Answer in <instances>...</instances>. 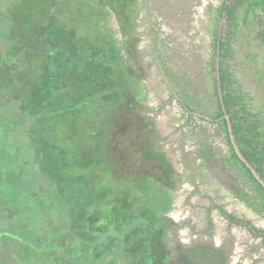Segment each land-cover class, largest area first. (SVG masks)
<instances>
[{"label":"trees","instance_id":"obj_1","mask_svg":"<svg viewBox=\"0 0 264 264\" xmlns=\"http://www.w3.org/2000/svg\"><path fill=\"white\" fill-rule=\"evenodd\" d=\"M55 1L12 0L15 13H10L8 27L1 20L6 16L0 14V37L5 35L0 38V43L4 40L0 47V154L8 157L15 153L13 148L19 147V142L28 141L20 146H24L22 156L29 162V167L1 170L6 157H0V264H96L105 251L100 237L118 216L100 222L102 212L94 211L91 203L113 195L118 201L121 195L139 196H133L132 190L109 194V171L123 163L110 166L112 161L108 163L100 156L109 155L111 145L114 150L115 138L106 127L102 138L92 137L86 126L99 125L108 118L102 115L106 113L103 105L112 106L126 98L122 87L132 77L115 69L103 74L97 83L83 72H76L69 80L58 72L59 82L52 85L49 65L60 56L56 54L60 50L46 47L53 28L46 18ZM101 1L111 4L116 12L121 10V0ZM218 13L226 18L225 26L210 27L214 52L204 72L207 79L202 100L186 93L187 84L170 71L163 59L166 76L173 92L179 95L185 123L201 121L198 134L204 133L206 125H215L216 132L223 134L228 153L222 162L233 169L234 182L229 188L236 198L264 217V186L252 171L254 168L264 180V0H224L214 17ZM33 18L36 20L32 22ZM211 23L214 25V21ZM75 37L72 49L79 53L77 63L88 58L85 65L90 72L98 59L84 44L88 38ZM215 56L218 78L213 83L209 73ZM98 67L97 71L103 70L104 60ZM26 92L28 99L23 98ZM72 148L73 157H69ZM102 168L104 179L99 181L97 176L93 180L92 173ZM135 175L131 172L127 177L134 181V190L148 194L151 189L137 184L140 180ZM160 190L162 197L170 199L163 186ZM217 207L230 222L246 223L253 235L264 241V228ZM146 216L163 219L162 232L166 233L171 222L168 217L147 211L135 218ZM124 246L121 237L120 253ZM113 262L111 259L102 264Z\"/></svg>","mask_w":264,"mask_h":264},{"label":"rangeland","instance_id":"obj_2","mask_svg":"<svg viewBox=\"0 0 264 264\" xmlns=\"http://www.w3.org/2000/svg\"><path fill=\"white\" fill-rule=\"evenodd\" d=\"M1 1L0 14L6 16L1 20L7 26L10 13L15 11L12 0ZM223 1L121 0V10L116 12L101 0H56L49 8L46 19L53 28L46 47L60 50L56 53L60 56L49 65L52 85L59 82L58 72L65 80L83 72L97 83L103 74L115 69L132 77L122 87L126 98L112 106L103 105L106 113L102 115L106 114L108 121L86 125L92 137L102 138L106 127L115 138L114 150L111 145L108 151L112 152L100 156L108 163L112 161L110 166L123 163L109 171V194L131 190L132 195L139 194L134 198L121 195V201L114 195L107 196L104 201L95 199L91 203L94 211L102 212L100 222L118 216L100 237L105 253L96 264L111 259L114 264H165L166 253L170 264H264L263 239L254 236L246 223L230 222L217 207L264 228V217L236 198L229 188L234 178L231 165L222 162L228 153L223 134L216 132L215 125H206L204 133L198 134L201 121L185 123L179 95L169 86L164 65L166 61L170 71L187 84L186 93L202 100L207 79L204 72L214 52L210 27L225 26L222 14L214 17ZM73 36L88 38L84 44L98 59L90 72L85 65L88 58L77 63L79 53L72 49ZM103 60L105 67L97 71ZM217 60L215 56L209 73L213 83L218 78ZM23 98L28 99V92ZM19 144L27 145L28 141ZM20 145L8 157L0 154L6 157L1 170L29 167L22 156L24 146ZM24 152L28 154L27 149ZM68 156L73 157V148ZM131 172L140 180L137 184L151 189L148 194L134 190V181L127 179ZM103 173L104 168L92 173L93 180L97 176L103 180ZM160 186L169 192L171 202L160 195ZM147 211L171 220L167 244L162 237L164 220H156V216L135 218ZM121 237L127 245L125 250L121 248L123 253L119 249Z\"/></svg>","mask_w":264,"mask_h":264},{"label":"water","instance_id":"obj_3","mask_svg":"<svg viewBox=\"0 0 264 264\" xmlns=\"http://www.w3.org/2000/svg\"><path fill=\"white\" fill-rule=\"evenodd\" d=\"M231 138H232V141L234 142V137H233V135H231ZM235 148H236V150H237L239 156H240L244 161H246V159L243 157V155H242V153L240 152V150H239V148L237 147V145H235ZM252 171H253V173L255 174V176L259 179V181H260V182L263 184V186H264V180L260 177V175L258 174V172H257L254 168H252Z\"/></svg>","mask_w":264,"mask_h":264},{"label":"flooded vegetation","instance_id":"obj_4","mask_svg":"<svg viewBox=\"0 0 264 264\" xmlns=\"http://www.w3.org/2000/svg\"><path fill=\"white\" fill-rule=\"evenodd\" d=\"M158 220H161V219H158ZM162 220H163V219H162ZM170 223H171V222H170ZM169 227H170V225L168 226V228H169ZM168 228H167V231H168ZM167 231H166L165 234L162 232V237H163L164 242H165L166 244H167V242H168ZM165 256H166V258H168L165 264H170V260H169V256H168V254L166 253Z\"/></svg>","mask_w":264,"mask_h":264}]
</instances>
